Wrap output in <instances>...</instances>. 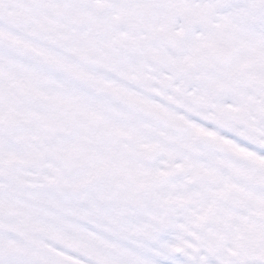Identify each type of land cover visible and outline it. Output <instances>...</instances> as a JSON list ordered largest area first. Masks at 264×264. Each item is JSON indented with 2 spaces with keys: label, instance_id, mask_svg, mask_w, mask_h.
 <instances>
[{
  "label": "snow or ice",
  "instance_id": "1",
  "mask_svg": "<svg viewBox=\"0 0 264 264\" xmlns=\"http://www.w3.org/2000/svg\"><path fill=\"white\" fill-rule=\"evenodd\" d=\"M0 264H264V0H0Z\"/></svg>",
  "mask_w": 264,
  "mask_h": 264
}]
</instances>
